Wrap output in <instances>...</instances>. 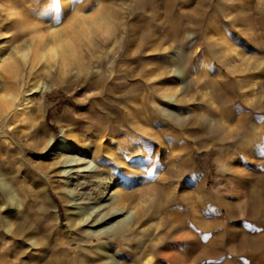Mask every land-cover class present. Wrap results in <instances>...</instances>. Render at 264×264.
Segmentation results:
<instances>
[{"label": "rangeland", "instance_id": "rangeland-1", "mask_svg": "<svg viewBox=\"0 0 264 264\" xmlns=\"http://www.w3.org/2000/svg\"><path fill=\"white\" fill-rule=\"evenodd\" d=\"M41 1L0 0V264H264V4Z\"/></svg>", "mask_w": 264, "mask_h": 264}, {"label": "snow or ice", "instance_id": "snow-or-ice-1", "mask_svg": "<svg viewBox=\"0 0 264 264\" xmlns=\"http://www.w3.org/2000/svg\"><path fill=\"white\" fill-rule=\"evenodd\" d=\"M66 2L69 3V5H70L68 11L64 12L63 15H61V16L55 17V19L52 21L56 25V27H59V25L64 22V19H66L68 17V15L70 13H72V8L75 6L72 3V0H66ZM83 2H84V0H76V3H83ZM260 3L264 4V0H260ZM80 15L81 14H75L74 13L73 14L74 19L71 21V23L75 24L76 23V19L79 18ZM98 16H99V11H98V9L96 7V0H93L92 4L87 9V12L85 14V18L88 19V20H95ZM43 22L47 23L48 21H43ZM102 24H103V21H100V24H95L93 27L96 29V31L92 32L90 30L89 35L85 36L84 39L90 40L94 36H97V33H99V36L97 38L107 37L108 36V32L101 30V25ZM57 35H58V33L56 31V28H53L52 31L47 33L48 37H56ZM41 38L44 39V37H41ZM65 45H67L70 48L74 47V44H73V42L71 40H65L61 44L54 45V46H49L48 49H47L46 55L47 54H51L53 59H56L57 58L56 57L57 50L59 48H63ZM17 55H20V56L23 57V56H26L27 54L18 52ZM2 68H3V65L0 64V69H2ZM177 91H179V89H177ZM6 99H8V97H5L3 94H0V102H3ZM256 119H257V117L254 116L253 117V121L255 122ZM260 119L264 120V117H260ZM246 227L251 228L253 233H256V232L260 231L259 229L252 228L251 224H247ZM208 238H209L208 236L203 237L204 240H207Z\"/></svg>", "mask_w": 264, "mask_h": 264}, {"label": "bare ground", "instance_id": "bare-ground-1", "mask_svg": "<svg viewBox=\"0 0 264 264\" xmlns=\"http://www.w3.org/2000/svg\"><path fill=\"white\" fill-rule=\"evenodd\" d=\"M44 1V2H43ZM41 2H43V4L35 11L33 12L31 15L23 18L21 21V24L26 27V26H30V25H35V24H44L46 25L47 23H49L52 18L54 16H51V13H53V11L55 10L56 6H55V2L51 1V0H43ZM64 2H66V0H64ZM37 6V5H36ZM65 8H67L69 6V3L66 2V5L64 3ZM37 8V7H36ZM35 10V9H34ZM102 16V14H100ZM99 15V16H100ZM82 16V15H81ZM80 16V17H81ZM22 17V16H21ZM84 18V17H83ZM54 20V19H53ZM79 20V19H78ZM43 21H48L47 23H44ZM83 22V21H80ZM53 27L50 26L49 32L52 31ZM56 31H59V28L56 29ZM83 31V30H82ZM72 39V38H70ZM55 45L61 44L63 41L65 40H61L60 37H57L55 40ZM54 46V45H53ZM75 47H73L74 49ZM60 52V53H59ZM67 55H66V54ZM73 50L72 47H68L67 45H65L63 48H59L57 50L56 56H62V58L64 60H66L69 57H72L73 54ZM47 55H51V54H47ZM52 56V55H51ZM42 59H46V53L41 55ZM11 70H14L13 68H10ZM18 71V70H17ZM17 74V73H16ZM6 75V74H5ZM11 75V74H10ZM9 80V79H8ZM8 96V95H7ZM11 98V95H9ZM84 208V207H83ZM117 210V209H116ZM82 212L85 213V211L82 210Z\"/></svg>", "mask_w": 264, "mask_h": 264}]
</instances>
